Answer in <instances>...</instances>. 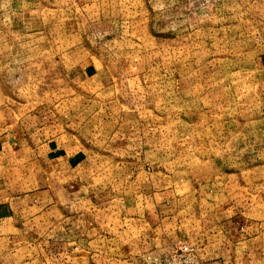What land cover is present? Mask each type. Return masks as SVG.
I'll use <instances>...</instances> for the list:
<instances>
[{
    "label": "rangeland",
    "instance_id": "rangeland-1",
    "mask_svg": "<svg viewBox=\"0 0 264 264\" xmlns=\"http://www.w3.org/2000/svg\"><path fill=\"white\" fill-rule=\"evenodd\" d=\"M167 261L264 264V0H0V264Z\"/></svg>",
    "mask_w": 264,
    "mask_h": 264
},
{
    "label": "crops",
    "instance_id": "crops-1",
    "mask_svg": "<svg viewBox=\"0 0 264 264\" xmlns=\"http://www.w3.org/2000/svg\"><path fill=\"white\" fill-rule=\"evenodd\" d=\"M80 241H83V240H80ZM63 249L67 251V253L69 254L70 257H73V253L78 251V249L80 250V254L84 253L83 252L84 249H83L82 245L77 243V242H74V241L73 242H68V243L65 242V244H63ZM86 250H87V248H86ZM79 256L81 258V255H79ZM71 259H73V258H71ZM160 259L161 258L159 257V260ZM212 264H217V263H212Z\"/></svg>",
    "mask_w": 264,
    "mask_h": 264
},
{
    "label": "built area",
    "instance_id": "built-area-1",
    "mask_svg": "<svg viewBox=\"0 0 264 264\" xmlns=\"http://www.w3.org/2000/svg\"><path fill=\"white\" fill-rule=\"evenodd\" d=\"M178 251H180L181 253H185V252H189L191 251L189 248L186 247L185 244H181L179 248H177ZM171 258H174V257H171ZM170 263V261H167V263ZM168 263V264H169Z\"/></svg>",
    "mask_w": 264,
    "mask_h": 264
}]
</instances>
